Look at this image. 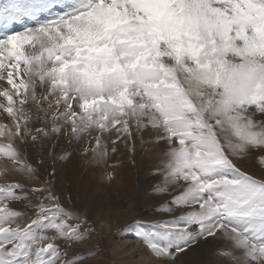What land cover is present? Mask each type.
<instances>
[{
	"label": "snow or ice",
	"instance_id": "snow-or-ice-1",
	"mask_svg": "<svg viewBox=\"0 0 264 264\" xmlns=\"http://www.w3.org/2000/svg\"><path fill=\"white\" fill-rule=\"evenodd\" d=\"M137 145L171 197L136 222L158 264H264V0L0 5V264H88L57 164L111 182Z\"/></svg>",
	"mask_w": 264,
	"mask_h": 264
},
{
	"label": "rangeland",
	"instance_id": "rangeland-1",
	"mask_svg": "<svg viewBox=\"0 0 264 264\" xmlns=\"http://www.w3.org/2000/svg\"><path fill=\"white\" fill-rule=\"evenodd\" d=\"M120 159L122 163L115 168L111 182L104 179L99 171L82 170L74 161L57 164L58 180L62 188L72 195L71 210L85 218L94 230L89 244L78 251L88 253V264H155L154 260H141L150 253L141 240V233L155 229L147 223L137 227L136 222L158 219V207L171 197L154 193L157 181L151 174L153 160L148 145L144 148L137 145L134 157L123 156ZM3 164L4 161H0V175ZM244 167L250 172L256 171L254 162ZM107 209L111 210L110 214ZM105 219H108L107 228L105 221L102 222ZM123 240H126L125 245L113 248L115 242ZM213 248L212 243L194 247L181 255L176 264H211ZM72 254L70 250L69 255Z\"/></svg>",
	"mask_w": 264,
	"mask_h": 264
},
{
	"label": "bare ground",
	"instance_id": "bare-ground-1",
	"mask_svg": "<svg viewBox=\"0 0 264 264\" xmlns=\"http://www.w3.org/2000/svg\"><path fill=\"white\" fill-rule=\"evenodd\" d=\"M6 2V0H0V5H2V4H4ZM21 2H24V0H21ZM56 11H60V9H56ZM41 19H46V18H48L47 17V15H42L41 17H40ZM0 161H3L2 159H0ZM161 199V198H160ZM162 200V199H161ZM164 200L165 199H163V202H164ZM162 202V201H161ZM111 209V208H110ZM110 209H107V213H111V210ZM105 214V213H104ZM105 221V222H104ZM102 222H104L105 224H106V228L107 227H109V225L107 224V222H108V219H105V220H103ZM146 229V228H145ZM145 231H148L147 229L146 230H143L142 232H145ZM125 242H126V240H123V241H117V242H115L114 243V245H113V248L114 249H116V248H118V247H121V246H123V245H125ZM142 251H143V249H142ZM141 251V252H142ZM144 252V251H143ZM145 253H147V252H145ZM144 254V253H143ZM143 254L141 253V256H143ZM154 260L155 261V264H158V261H156V259L152 256V254L151 253H149V254H147V255H145V256H143L142 258H141V260ZM140 263V262H139ZM150 264H152L151 262H150Z\"/></svg>",
	"mask_w": 264,
	"mask_h": 264
}]
</instances>
